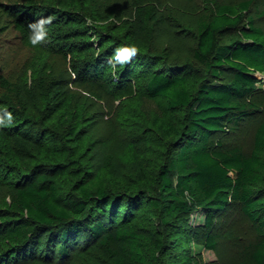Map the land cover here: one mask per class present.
Returning a JSON list of instances; mask_svg holds the SVG:
<instances>
[{
    "label": "trees",
    "instance_id": "16d2710c",
    "mask_svg": "<svg viewBox=\"0 0 264 264\" xmlns=\"http://www.w3.org/2000/svg\"><path fill=\"white\" fill-rule=\"evenodd\" d=\"M78 2L27 0L5 8L11 12L22 42L42 59L58 53L79 55L81 62L73 65L78 79L128 90L140 77L139 69L149 72L147 94L165 99L168 110L183 113L179 125L167 118L155 119L156 130L172 140L173 152L167 163L158 166L155 182L142 170L133 183L120 186L103 172L93 176L86 170L78 117L76 126L68 131L75 148L60 152L54 148L52 153L48 149V162H37L27 176L12 164L16 157L11 159L6 149L33 122L16 108L12 98L5 99L8 106L0 119V184L10 188L0 207V239L5 248L0 250V264L43 256L50 262H66L75 252L90 250H101L110 264H160L166 245L157 228H180V224L188 229L187 245L197 243L217 252L216 217L232 203L240 205L256 228L255 241L244 248L248 263L264 264V119L256 128L249 154L237 146L225 147L220 137L238 130L260 112L253 96L262 82L259 75L264 73V29L243 14L254 1L241 3L243 12H239L231 4L205 0L209 15L197 21L193 57L209 78L196 86L176 67L154 70L153 64L160 63L158 56L145 53L137 40L126 45L123 40L129 36L121 37V24L111 28V36L98 32L92 42V30L78 28L90 12ZM133 8L142 28L150 32L158 7L146 0ZM48 17L52 23L45 26L47 37L33 45L30 37L35 33L29 25ZM126 46L134 47L136 54L119 63L117 50ZM96 51L101 52L99 59H95ZM11 86L0 74V87L11 92ZM48 132L41 129L38 135L45 138ZM67 172L73 192L60 186ZM194 214L203 221L186 227V218ZM145 218L151 229L141 231L138 222ZM165 264L175 263L170 259ZM178 264L200 262L186 255Z\"/></svg>",
    "mask_w": 264,
    "mask_h": 264
},
{
    "label": "rangeland",
    "instance_id": "374dc122",
    "mask_svg": "<svg viewBox=\"0 0 264 264\" xmlns=\"http://www.w3.org/2000/svg\"><path fill=\"white\" fill-rule=\"evenodd\" d=\"M142 1L146 0H79L80 6L86 7L90 12L84 22H79L81 24H78V28L91 29L89 39L94 42L98 32L105 31L111 36V28L121 24V37L129 36L123 40L126 45L130 40H137L145 53L161 56L156 59L160 63L153 64L154 70L176 67L189 76L192 86L209 78L193 57L197 21L200 17L209 15L205 0H149L159 11L157 20L150 24V32L142 28L139 17L133 12L134 5ZM219 1L231 4L239 12H243L241 3L249 0ZM253 1L250 8L243 12L244 17L246 20L255 19L256 24L264 29V15L260 14L264 11V0ZM24 2L27 0H0V74L12 84L11 92L0 87V119L8 106L7 103L4 104V100L12 98L16 108L28 115L33 122L23 131L19 140L15 139L7 145L6 151L11 159L16 157L13 160L17 163L12 164L17 165L16 169L28 176L37 162L44 165L48 162V149H53L50 151L52 153L54 148L58 152L75 148L70 139L73 135L68 131L76 126L80 117V129L77 132L83 139L82 151L87 155L86 170L93 176L103 172L108 179L120 186L133 183V179H138L142 170L148 180L155 182L158 166L167 163L173 152L172 140L156 130L155 119L167 118L174 125H179L183 113L168 110L165 99L152 98L147 94L145 81L149 72H143V69L138 70L137 73L141 75L132 82L130 89L118 90L78 79L74 75L73 65L81 62L79 55L58 53L42 59L36 50L22 42L14 26L13 16L5 8L9 4ZM94 12H100L102 16ZM78 13L85 15L81 11ZM150 48L153 49L152 52L149 51ZM100 53L96 51L95 59L100 58ZM154 61H150L148 65H152ZM259 77L262 82L257 85L258 91L253 97L260 105V112L246 119L238 130L220 135L225 147L237 146L247 154L253 148L256 128L264 119V73ZM41 129L45 133L49 131L45 138L43 134L38 135ZM52 138L53 141H49ZM2 183L4 182L0 184V207L10 188L7 183ZM71 183L67 172L61 177L60 186L67 192H73ZM186 219V227L188 223L203 221V217L197 214ZM138 225L141 231L151 229L146 218L139 220ZM181 227L183 226L180 224V228H157L166 245L160 264H165L170 259L178 264L186 255L193 256L200 264H249L244 248L255 241L257 233L239 204L232 203L216 217L217 252L207 250L197 243L187 245L188 229L183 230ZM1 235L0 233V237ZM2 243L0 239V250L5 249ZM19 264L110 262L101 250H90L86 253L75 252L66 262H50L48 257L43 256Z\"/></svg>",
    "mask_w": 264,
    "mask_h": 264
},
{
    "label": "clouds",
    "instance_id": "9594fccd",
    "mask_svg": "<svg viewBox=\"0 0 264 264\" xmlns=\"http://www.w3.org/2000/svg\"><path fill=\"white\" fill-rule=\"evenodd\" d=\"M52 23V18H41L38 22L29 25V27L33 30L35 35L33 37H30L31 42L33 45L37 44L39 41L44 40L47 37V29L46 25H50ZM121 52L123 54H121ZM136 54V49L131 46H126L121 50H117L116 53V60L119 63H124L129 60ZM9 119H11V116L9 114Z\"/></svg>",
    "mask_w": 264,
    "mask_h": 264
}]
</instances>
